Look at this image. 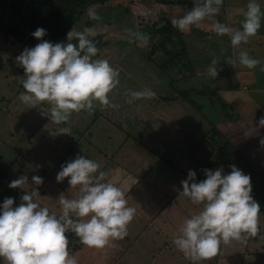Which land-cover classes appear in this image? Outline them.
I'll list each match as a JSON object with an SVG mask.
<instances>
[{
	"label": "rangeland",
	"instance_id": "374dc122",
	"mask_svg": "<svg viewBox=\"0 0 264 264\" xmlns=\"http://www.w3.org/2000/svg\"><path fill=\"white\" fill-rule=\"evenodd\" d=\"M90 7L93 10L95 9L94 11L98 14L99 19L89 18L87 10ZM148 8L152 9L151 15L142 18L141 11L148 10ZM169 12L170 10H161V4L151 0H106L103 4H93L85 9V13L77 19L72 27L77 31H83L86 27L92 29L94 35L90 39L96 42L99 50L97 53L98 58L106 59L107 51H113V59L108 61L114 68L119 70V84L108 94L110 106H101L98 102H94L92 111L81 110L80 112H73L69 120L60 125L65 127L67 133H60L58 134L59 136L51 135L44 139L43 142L42 140L40 141L41 132L48 129L45 125H49V128L52 127L51 122L40 114L42 109L48 110L50 104L43 102L29 108V106L21 105L22 102H19L18 107L13 108L10 104L14 97L16 95L20 96V93L24 91V89L17 91L22 87L20 81L18 82L14 77L9 78L8 87H0V90H6L9 93L4 100H0V170L6 174V179H8L6 180L8 184L5 185L7 189L9 188V182L21 175H26L29 183L23 185L22 188H11L8 193H5L6 195L3 194V186L0 191V203L3 202L5 197H13L14 206H17L19 204L17 190L29 192L32 187H36L39 193L43 192L44 196L42 197H45V201L39 200L42 206L51 208V206H54L50 203L51 200L58 204L56 199L58 197L55 195L57 191H51L46 188L48 185H54V181L57 180H45L43 181V186H36L32 184L31 177L38 175L45 179L53 172L56 165H60L56 168L60 170L63 163L74 159L77 154L87 156L98 163L102 158L107 161L104 163L110 166L118 161L121 149H124L128 157H131L129 152L131 151L136 153L141 159L144 157V153H147L145 150L161 149L163 151L162 156L159 154L157 156L149 151L151 156L148 164H151V167H145V171H147L144 172V176L146 180H150L152 174L160 176V179L164 181L160 184L162 187L152 188V186H148V189L150 192L158 189L162 191L167 186L169 191H174L172 198H175V203L172 208L177 210L170 212L171 208L170 213H167L171 216V223L160 224L157 222L159 225H156L153 223L154 219L150 217L149 213L144 215V219L139 218L138 221L141 222L140 224L143 225L144 229L153 228L151 230L153 233L164 235V241L166 239L173 240V236L168 235V239L165 233L176 231L179 234V228L183 221L202 209V205H194L188 198L179 195V192L182 191L180 182L187 177L188 170L191 169L197 173L201 161L210 157L208 131L212 123L217 125L225 135L230 136L232 141L250 157L259 172L264 175V145L260 142L264 139V128H259L257 131L245 135L247 130L251 131L252 128H255L260 116L264 115V109L259 105L262 102L264 103L263 89L258 87L261 91L257 93V99L261 103L247 99L252 96L253 89L246 93H240L234 87H204V89L210 90V96L192 92L190 98L194 100L191 99L192 101L189 102L181 97L180 92L191 87H160L161 84L149 81L148 76L143 72L148 63L147 60L142 53H137L138 57L133 58L132 46L127 49V37L130 35L131 38H135L132 35L133 32L141 33L143 26L140 20L146 19L145 21L148 20L151 23L152 20L159 19L161 16L162 19H168L166 15ZM185 13L186 11H184L183 15ZM87 16L89 20L91 19L90 26L86 25L87 22H85L88 19ZM95 21H98V23H95ZM259 33H261L260 29L256 35ZM111 39L116 41L114 45L108 43ZM118 39L119 43L117 44ZM135 41L140 44L138 46L141 48L147 45L146 40L141 41L135 38ZM73 42L76 43L75 40ZM219 48L222 49L216 42L214 45L211 44L209 46V52L213 53L218 51ZM252 49L254 53L258 50L253 47ZM120 53L125 54L122 60H118ZM19 54H16V56ZM216 54L215 52L213 55ZM234 54V50L223 51L222 49L217 56H224L226 61H228ZM210 62L212 61L210 60ZM156 72L162 73L161 78L163 79L164 77V80H168V73L172 75V71L168 69L167 71L156 70ZM154 78L160 79L159 76ZM231 78L237 79L235 75H232ZM151 80L153 81V78ZM178 80L180 82V79ZM181 80L186 85L191 79L183 77ZM179 82L176 83L179 84ZM219 88L228 90L226 92L217 90ZM145 89H150L155 95L150 98H131V92ZM130 100L131 102H129ZM5 103H8V107L1 109ZM261 105L263 106V104ZM13 111H17L22 116L18 119L17 117L8 120L6 117L4 118L7 113ZM230 111L231 113L236 112L238 119L226 120L225 115ZM8 116L10 117V115ZM19 122L22 124L20 125ZM29 122L31 125L28 124ZM69 129L71 134H68ZM65 136L66 140H64ZM36 150H39L41 154ZM132 161L137 163L139 159L138 157H133ZM19 169L20 171H18ZM152 169L154 173H152ZM53 179L56 178L54 177ZM170 179L176 182L170 184ZM174 185H176V188L173 187ZM43 187H45V190H43ZM125 190H127L125 192V195H127L130 191L129 189ZM175 191H178V194H175ZM14 192H16V195ZM77 195L78 193L75 196ZM55 206L59 207L60 205ZM139 206L142 208L148 206V204ZM138 216L134 215V217ZM174 217L177 219H174ZM258 219L259 231L256 235L245 234L242 239L220 243L219 253L216 255L219 259L217 264H264V215H259ZM134 221L136 220H132L128 225L130 226L127 229L128 234L130 230L134 231V229L137 230V227L141 228V225ZM127 239L134 242V238L132 239L131 236L127 237ZM118 242L120 243V240L113 241L111 245L104 248L89 247L84 244L82 246L79 245L82 250L79 251L78 248L70 255L76 258L77 264H110L111 261L119 263L120 257L116 255ZM126 243L125 241L124 245ZM165 245V243L160 244L165 251L157 258L159 262L163 258H168L172 246L176 247L174 244L167 247ZM132 247L133 245L128 246L127 249L129 255L133 257L134 251ZM139 247L142 248L141 245ZM152 249L153 255H159L160 251L156 252L157 247L155 245ZM136 255L143 260L146 257L151 259V254L148 253L138 251ZM181 257L184 258L185 255L183 254ZM154 261L152 264H155ZM188 261L193 260L190 257L186 262ZM186 262H181V264H186ZM194 262L203 264L199 259Z\"/></svg>",
	"mask_w": 264,
	"mask_h": 264
},
{
	"label": "clouds",
	"instance_id": "9594fccd",
	"mask_svg": "<svg viewBox=\"0 0 264 264\" xmlns=\"http://www.w3.org/2000/svg\"><path fill=\"white\" fill-rule=\"evenodd\" d=\"M222 2L193 0L191 10L180 17H172L171 24L188 32L194 26L199 27L201 22L210 21L217 35H230L233 48H239L260 29L264 11L257 0H248L242 28L233 31L216 18ZM87 14L91 19H99L91 7ZM31 35L39 42L25 47L15 57L24 70L20 81L24 91L19 100L29 108L43 102L51 105L48 110L41 108L40 113L51 122L50 135L67 133L60 125L67 122L73 112L92 111L94 102L110 106L108 94L119 84V70L107 59L96 58L99 50L96 42L90 39L94 35L91 28L77 31L72 27L66 34V41L55 43L41 39L47 35L42 27H37ZM132 35L141 41L147 39L138 32ZM238 60L248 69L261 63L243 50L238 52ZM216 65L213 60L207 69L208 76L217 77ZM130 95L132 99L150 98L155 93L145 89ZM259 128H264V115L245 135ZM260 142L264 145V139ZM229 167L231 171L227 173L223 167L204 169L205 178L199 181L196 172L190 169L180 182L179 195L194 205H202L198 213L183 221L179 234L173 239L176 248L193 261L215 255L221 242L239 240L245 234L254 236L259 231L260 203L251 195V177L234 164ZM100 168L97 161L79 154L61 165L57 182L67 177L71 187L78 186V195L69 198L61 193L57 198L59 214L38 202L40 193L36 187L24 192L17 206H14L13 197H5L0 203V264H77L68 251V230L84 245L95 248H104L123 239L136 209L128 205L122 187L105 181L107 174ZM31 180L36 186L43 183L38 175H33ZM25 184H29L28 177L21 175L8 186L15 189Z\"/></svg>",
	"mask_w": 264,
	"mask_h": 264
},
{
	"label": "crops",
	"instance_id": "0c3cea01",
	"mask_svg": "<svg viewBox=\"0 0 264 264\" xmlns=\"http://www.w3.org/2000/svg\"><path fill=\"white\" fill-rule=\"evenodd\" d=\"M257 2L260 4L261 10L264 11V0H257ZM247 3H248V0H225L224 4L219 6L220 11L216 16L217 20L231 27L233 31L240 30L242 28L241 21L244 20L243 13L246 10ZM161 10H170V12L166 15V17L169 20H171L172 17L182 16L184 11H186L179 6L162 5V4H161ZM95 23H98V21H95ZM260 32L261 33H259L258 35L255 34L253 36H250L246 43L242 42L239 48H235V49L230 43V35H227V34L217 35L213 31L210 21H203L201 22L199 27L194 26L191 28L190 31L185 32L184 34L185 43H186V46L189 52V58L193 64L192 74L191 76H188L189 79L191 80L186 85H184L183 81L181 80L183 79L182 76L184 74L178 69H176L177 72L174 75L177 77H181L179 78L180 82L179 80L172 81L169 75H168L169 77L168 80L167 79L164 80V77L162 79L161 78L162 73L156 72V70H159V68L152 62V60L149 58L147 53L145 51H142V49H140L141 47L138 46L140 44L136 43L135 38H131L129 35L127 37L128 39H126L127 40L126 44L128 45L127 49L131 48V46L133 47L132 49L133 58H137L138 54L142 53V55L148 62L145 69H143V72H145V74L148 76L149 81L153 83L156 82V84L157 83L161 84L160 87H163V86H167V87L168 86L169 87H234L240 93H246L250 89H253L252 96L251 97L249 96L247 99L251 100L252 102L255 101L256 103H261L257 99V93L261 91L258 87L264 90V70H262L264 69V19H262L261 21ZM62 41H66V37L63 38ZM216 42H218V46L222 47L223 51L234 50L235 54L230 59H228V61H226L224 56L223 57H221L220 55L217 56V54L220 53V50H222L219 48L218 50L219 52L215 51L217 54L213 55L215 52L213 53L209 52V46L211 44L214 45ZM108 43H110V45H114L116 41L111 39ZM118 43H119V39L117 40V44ZM205 45H207L208 48L205 47ZM252 47L254 49L255 48L258 49L256 50L257 53L256 52L254 53ZM24 48H25L24 45L18 41H15L11 35L5 36L4 34L0 33V54H1L0 55V87H8V83L10 79L13 77L14 79L18 80V82L21 81V79H23L24 70L21 66L17 64L14 57L16 56V54L21 53ZM241 50L246 51L250 57L260 60L261 63L253 69H248L247 67L241 65L238 61V52ZM112 52L113 51H107V57H106L107 60L113 59ZM124 56H125L124 53H120L118 60H122ZM96 58H98V56ZM210 60L211 61L216 60L217 62L216 66H217L218 75L215 78H212L208 76L207 74V69L209 68V66H211ZM237 67L238 69H236ZM140 68H141V65H140ZM232 75H235L237 79L235 80L232 79L231 78ZM156 76H159L160 79H155L154 77ZM152 78H153V81L151 80ZM176 82H179V84ZM19 90L21 91L23 90V88L20 87V89H18L17 91ZM217 90H221V91L224 90V92H226V90L228 89L219 88ZM6 95H9V93H7L6 90L5 91L0 90V100H4ZM19 102H21L19 100V96L16 95V97H14V100L12 101L10 105L13 108L18 107ZM261 104H263V106ZM261 104L259 105L264 109V103L262 102ZM21 105H23V103H21ZM7 107H8V103H5L1 107V109H6ZM48 107L50 108L51 105H49ZM8 115H10V117ZM21 116L22 114L17 113V111H13L11 113H7L4 116V118L6 117L8 120L10 118L17 117L18 119ZM21 124L22 123H20V125ZM28 124L31 125L30 122ZM50 129L51 128H48L47 130L41 132L42 137L39 138L40 141L42 140L43 142L44 139H47V137L51 136L49 134ZM68 134H71L70 129L68 131ZM64 140H66V136ZM40 147H41V143H40ZM36 151L41 154L39 150H36ZM145 151L147 153H144V157L141 159L136 153L131 152V151H129L131 154V157L130 156L128 157L124 149H121L118 161H116V163L111 164L110 166L106 165L104 162H107V161L101 158L99 160V164L101 166L100 170L104 171L107 174L104 178L105 181L115 182L118 184V186L122 187V189L124 188L129 189V191L131 192V193L130 192L128 193L129 195L128 194L125 195V198L128 202V205L136 209L135 214L139 215L138 217H134L133 220H136L140 224L141 222L138 221L139 218L144 219V215L146 213H149L150 217H153L154 219L153 223L156 225H159L157 224V222H159L160 224H165L166 222L171 223L170 222L172 220L171 216H169L167 213L177 210L175 208H172L173 204L175 203V200H174L175 198H172L174 196V193H173L174 191L172 192L169 191L168 187L165 186L162 189V191L158 189V190L150 192V190L148 189L149 188L148 186H152V188L153 187L161 188L162 186L160 184L161 182H164V181L160 179L159 175H155V174H152V177L150 180L145 179L144 172L147 171V170L145 171V167H151V164H148V162H150L149 157L151 155L149 154V151L147 150ZM133 157H138L139 162L134 163L132 161ZM57 166H60V165L59 164L56 165L53 172H51L47 178L46 177L45 179L43 178L44 179L43 181L56 180L53 178L54 177L56 178V174L59 171V169H56L58 168ZM152 173H154L153 169H152ZM170 180H171L170 184L176 182L175 180L173 181V179H170ZM54 182H55L54 185H51V186L48 185V187L46 188L51 191H55V192L57 191L55 194L57 197H59L61 193H63L66 197H69V198L76 197L75 195L78 193V186L71 187L68 184L67 177L62 182H57V181H54ZM39 186H43V183ZM169 187L171 188V186ZM173 187L176 188V185H174ZM43 188L42 189L45 190V187ZM124 192H127V190H125ZM177 192L178 191H175V194ZM46 194H48V192H46ZM41 196H44V194ZM40 197L38 198V200H40ZM43 200L45 201V197L41 198V201ZM50 203L54 205V206H51L50 208L51 210L60 211V206L59 207L55 206V205H58L59 203L56 204L55 201L53 200H51ZM146 204H148V206H144L142 208H140L139 206V205H146ZM174 219H177V218L174 217ZM128 228H130V226H128L127 229ZM152 229L153 228L146 230L144 229L143 225H141V228L137 227V230L136 229H134V231L130 230L129 234L127 233V235L125 236L126 238L120 239V243L118 242L119 245L117 244L118 247H116V251H117L116 255L117 256L119 255L120 257L119 263L111 261L112 263L110 262V264H152L154 259H155L154 261L155 264L156 262H158V264H181V262H186L190 258V257L185 258L186 256L184 258L181 257L183 256V253L179 251L176 247L172 246L173 245L172 239L170 240L166 239L164 241L165 239L163 237L164 235H161L160 233L155 234L151 231ZM177 234L178 232L176 233V231L165 233L167 238H168V235L173 236L174 238ZM129 236H131L132 239L134 238V242L132 240L127 239V237ZM124 240L127 242L126 245H124L125 244ZM163 243L166 244L165 245L166 247L168 245H171L172 248L170 249L168 258L166 256H163L166 258H163L162 261L159 262L157 258H159L162 252L165 251L163 246L162 247L160 246V244L162 245ZM82 245L83 243H81L80 246ZM131 245H133L132 247V250L134 251L133 257L129 255V252L127 249L128 246H131ZM140 245L142 246V248L139 247ZM154 245L157 247L156 252L160 251L158 253L159 255L152 254V250H153L152 247H154ZM80 250H82V247L79 248V251ZM138 251H140L141 253L151 254L150 255L151 259H149V257H146L145 260L141 259L138 255H136V252ZM218 253H219V250L215 255L209 258H201L199 259V261H202L203 264H217L219 259L216 255H218ZM186 264H199V263L198 262L196 263L194 261H190V262L188 261L186 262Z\"/></svg>",
	"mask_w": 264,
	"mask_h": 264
},
{
	"label": "trees",
	"instance_id": "16d2710c",
	"mask_svg": "<svg viewBox=\"0 0 264 264\" xmlns=\"http://www.w3.org/2000/svg\"><path fill=\"white\" fill-rule=\"evenodd\" d=\"M26 1L27 0H0V33L5 36L11 35L15 41L21 42L24 47L29 48L35 46L39 42L31 35L37 27H42L47 30V35L41 39L49 40L53 43L60 42L70 28L76 23L77 19L85 13V9L88 6L106 2V0H29L24 13L20 19L15 22ZM151 1L162 5L179 6L186 11L191 10L193 7V0ZM224 2L225 0H223L221 5H223ZM161 19L162 16L159 19L152 20L151 23L148 22V20L140 22L143 26L141 33L147 37L146 47H143L144 50L143 48L140 49L147 53L159 70H171L172 75L167 73L172 81L181 78L174 75L177 72L176 69L183 72L184 75L182 78L191 76L193 64L189 58V52L185 43V32L174 28L171 24V20L166 18ZM90 20L88 18L85 21L87 22L86 25L90 26ZM192 92H196L203 96H210V90H206L204 87H191L181 91L180 95L184 100L186 99L191 102L194 100L190 98ZM199 110L201 111V109ZM225 119H238V114L236 112L231 113L230 111L225 115ZM208 133L210 157L201 161L198 167L199 169L197 170L198 172L196 173L197 181L205 178L204 169L214 170L217 167H223L227 173L231 171L229 165H236V167L241 169L245 174L250 175L252 185L251 195L260 203L259 215H264V175L259 172L250 157L232 141L230 136L225 135L217 125L212 123ZM149 151L155 155H161L163 153L161 149H150ZM163 159L165 160L164 157ZM18 171H20V169ZM6 180H8L6 179V174L0 170V191L4 186L3 194L8 193L11 189L10 187L7 189L5 186L8 184ZM17 191L19 197L18 201L21 203L20 197L27 191ZM16 192H14L15 195ZM41 195L42 193H40L39 197ZM41 198L42 196L40 200ZM39 203L41 204V202ZM49 210L59 214V211L51 210L50 208ZM66 235L68 237V251L69 253H73V251L79 248L82 242L71 230H68Z\"/></svg>",
	"mask_w": 264,
	"mask_h": 264
},
{
	"label": "built area",
	"instance_id": "2783aa9c",
	"mask_svg": "<svg viewBox=\"0 0 264 264\" xmlns=\"http://www.w3.org/2000/svg\"><path fill=\"white\" fill-rule=\"evenodd\" d=\"M152 13V9H149L148 10H142L141 11V14H142V18H146L147 16H150ZM146 19L144 20H140V21H145Z\"/></svg>",
	"mask_w": 264,
	"mask_h": 264
},
{
	"label": "water",
	"instance_id": "95a60500",
	"mask_svg": "<svg viewBox=\"0 0 264 264\" xmlns=\"http://www.w3.org/2000/svg\"><path fill=\"white\" fill-rule=\"evenodd\" d=\"M8 1H9V0H8ZM28 2H29V0H27V1L25 2L24 6H23V8H22V11H21L20 15L17 17V19H16L15 22H17V21L20 19V17L22 16V14L24 13L25 8H26V5H27ZM8 10H9V9H8ZM8 10H7V13H8Z\"/></svg>",
	"mask_w": 264,
	"mask_h": 264
}]
</instances>
